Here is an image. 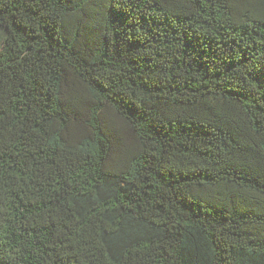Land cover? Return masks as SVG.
Returning <instances> with one entry per match:
<instances>
[{"label":"trees","instance_id":"obj_1","mask_svg":"<svg viewBox=\"0 0 264 264\" xmlns=\"http://www.w3.org/2000/svg\"><path fill=\"white\" fill-rule=\"evenodd\" d=\"M0 264H264V0H0Z\"/></svg>","mask_w":264,"mask_h":264},{"label":"rangeland","instance_id":"obj_2","mask_svg":"<svg viewBox=\"0 0 264 264\" xmlns=\"http://www.w3.org/2000/svg\"><path fill=\"white\" fill-rule=\"evenodd\" d=\"M0 30H3L2 27H0Z\"/></svg>","mask_w":264,"mask_h":264},{"label":"crops","instance_id":"obj_3","mask_svg":"<svg viewBox=\"0 0 264 264\" xmlns=\"http://www.w3.org/2000/svg\"><path fill=\"white\" fill-rule=\"evenodd\" d=\"M0 35H1V33H0Z\"/></svg>","mask_w":264,"mask_h":264}]
</instances>
